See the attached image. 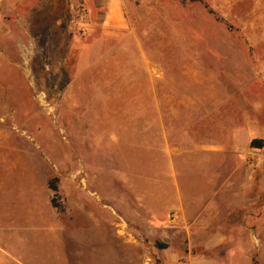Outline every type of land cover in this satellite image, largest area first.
<instances>
[{
    "label": "rangeland",
    "instance_id": "rangeland-1",
    "mask_svg": "<svg viewBox=\"0 0 264 264\" xmlns=\"http://www.w3.org/2000/svg\"><path fill=\"white\" fill-rule=\"evenodd\" d=\"M253 139L264 0H0V264H264Z\"/></svg>",
    "mask_w": 264,
    "mask_h": 264
},
{
    "label": "trees",
    "instance_id": "trees-1",
    "mask_svg": "<svg viewBox=\"0 0 264 264\" xmlns=\"http://www.w3.org/2000/svg\"><path fill=\"white\" fill-rule=\"evenodd\" d=\"M205 7L208 8V6L205 4ZM210 11V10H209ZM210 13H212V11H210ZM249 148L250 149H255V150H264V139H253L250 143H249ZM58 180L57 179H53L50 183H49V188L50 190L54 193L55 197H58L57 192H58ZM55 200H52V206L57 209L60 213H64L65 208L62 207L60 204H55ZM162 249H165L166 246H161Z\"/></svg>",
    "mask_w": 264,
    "mask_h": 264
},
{
    "label": "crops",
    "instance_id": "crops-1",
    "mask_svg": "<svg viewBox=\"0 0 264 264\" xmlns=\"http://www.w3.org/2000/svg\"><path fill=\"white\" fill-rule=\"evenodd\" d=\"M112 10H113L112 14L114 15L113 16V19H116V18L118 19L119 18V15H120V13L118 11V8L115 6V8H113Z\"/></svg>",
    "mask_w": 264,
    "mask_h": 264
},
{
    "label": "bare ground",
    "instance_id": "bare-ground-1",
    "mask_svg": "<svg viewBox=\"0 0 264 264\" xmlns=\"http://www.w3.org/2000/svg\"><path fill=\"white\" fill-rule=\"evenodd\" d=\"M27 42V41H26ZM22 50V49H21ZM25 50V49H24ZM22 53V52H21ZM26 66H27V64H25ZM43 104H44V102L43 101H41ZM46 103V102H45ZM6 115H8L7 113H5ZM53 114V113H52ZM52 116V115H51ZM4 122V121H3ZM5 124V123H4Z\"/></svg>",
    "mask_w": 264,
    "mask_h": 264
}]
</instances>
